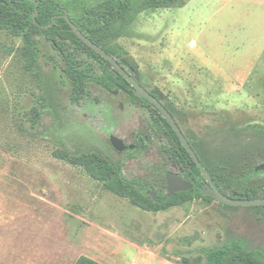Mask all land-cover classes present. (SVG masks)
Returning a JSON list of instances; mask_svg holds the SVG:
<instances>
[{"label": "rangeland", "instance_id": "1", "mask_svg": "<svg viewBox=\"0 0 264 264\" xmlns=\"http://www.w3.org/2000/svg\"><path fill=\"white\" fill-rule=\"evenodd\" d=\"M56 1L81 31L89 11L120 0ZM112 45L115 58L160 96L219 177L240 179L251 161L264 164V0H185L147 10ZM24 46L21 37L0 31V264H75L81 256L102 264H194L202 257L204 264L203 250L232 238L264 249V206L194 199L145 212L56 158L58 151L102 156L156 196L167 192L166 173H179L153 108L93 82L73 102L57 53L46 44V76L33 75L25 70ZM68 47L91 74L110 70ZM112 136L133 150L117 152ZM251 177L248 186L264 198V171ZM92 210L103 213L109 234L87 232L73 216Z\"/></svg>", "mask_w": 264, "mask_h": 264}, {"label": "trees", "instance_id": "2", "mask_svg": "<svg viewBox=\"0 0 264 264\" xmlns=\"http://www.w3.org/2000/svg\"><path fill=\"white\" fill-rule=\"evenodd\" d=\"M184 1L120 0L114 2L116 3L114 5L112 3V5L104 3L101 8L89 11L90 20L85 25V29L84 26L80 25L79 28L89 39L115 58V51L117 49L113 47L112 43L128 30L140 13L151 9L179 7ZM107 11L110 13H107ZM64 16L65 11L61 9L60 4L56 0H0V31L7 30L24 40L23 56L26 58L25 70L27 72L33 75L46 76L47 70L44 69V62L42 63V61L45 59V64L48 63V55L44 48L47 44L65 64L63 73L66 79L69 80L71 86L70 99L73 102L79 101L85 93L86 82H93L109 92H112V90L126 92L133 99L140 100L150 108H154L146 99L136 97L126 79L108 61L96 54L71 31V27ZM68 43L101 60L110 70L105 71L102 76L91 74L88 68L81 67L74 58L73 53L68 47ZM116 60L128 72L125 65L118 59ZM151 94L162 102L160 96L153 92ZM165 106L168 108L167 105ZM168 109L170 110V108ZM153 117L155 123L168 141L169 146L165 149V153L168 154V160L179 170V177L193 185L191 191L177 193L173 196H169L168 192H162L155 199L151 193L146 194L141 191L147 188L144 183L124 178L121 174L119 163L111 162L102 156L94 154L71 156L67 152L58 151L55 153V156L74 166L82 167L93 180L102 183L107 191H110L119 198L128 200L132 206L145 212H164L170 208L184 205L194 199L214 201V199L202 193L203 179H200L203 177L202 173L173 128L160 115L157 109L154 110ZM189 143L199 158L203 169L212 178L219 177L216 170L208 165L197 145L191 141ZM140 145L136 144V148H142V145ZM251 163V167L245 169L243 176H253L256 174L255 163L254 161H251ZM212 180L224 195L235 199H257L255 196L257 190L248 186L250 179ZM162 186H166L167 188L166 175ZM230 190L231 192L228 194ZM224 207L236 208L226 205ZM202 252L204 264H264V249L259 246H252L247 240L242 238H232L218 247L205 249ZM201 261H203L202 257H198L194 264H201ZM75 264L102 263L86 256H81ZM183 264H187L186 261H183Z\"/></svg>", "mask_w": 264, "mask_h": 264}, {"label": "water", "instance_id": "3", "mask_svg": "<svg viewBox=\"0 0 264 264\" xmlns=\"http://www.w3.org/2000/svg\"><path fill=\"white\" fill-rule=\"evenodd\" d=\"M65 19L69 26L71 27V31L77 35V37L87 46H89L96 54H98L100 57L105 59L110 63V65L118 72L120 73L126 81L131 85L133 88L134 95L140 99H146L149 101L152 105L155 106L160 112V114L163 116V118L168 122V124L173 128L179 139L181 140L183 146L187 150V152L191 155L195 163L197 164L198 168L200 169L203 178H204V186L201 189L202 193L214 199V201L230 206V207H262L264 206V198H257V199H251V200H244V199H235L230 196L224 195L215 185L213 180L211 179L208 172H206L202 164L197 157L195 151L191 147L190 143L188 142L187 138L183 134L181 128L177 124L174 117L171 115V113L165 108V106L156 98L154 97L149 91H147L129 72H127L119 63L118 61L109 55L103 48L95 44L91 39H89L86 35L83 34L82 31L78 29V27L71 21L68 14L65 13ZM110 144L117 152H124L126 150L125 142L116 137L112 136L110 137ZM130 149H133L134 146H130ZM264 171V164H261L255 168V172H261ZM166 182H167V190L169 193V196H173L177 193L181 192H188L193 189V185L179 177V175L175 172L169 171L166 174ZM154 198H156L155 191H151Z\"/></svg>", "mask_w": 264, "mask_h": 264}, {"label": "crops", "instance_id": "4", "mask_svg": "<svg viewBox=\"0 0 264 264\" xmlns=\"http://www.w3.org/2000/svg\"><path fill=\"white\" fill-rule=\"evenodd\" d=\"M73 216L76 219H79V220H81V221H83L84 223L87 224V227H86L87 232L94 231V229L97 230L100 233L109 234V232H110L108 230L109 228L105 227L106 224H105V222L103 220L104 219L103 213L98 211V210H92L89 213L87 212V215H85V216H80L78 214H75ZM106 218H108V216H106Z\"/></svg>", "mask_w": 264, "mask_h": 264}, {"label": "flooded vegetation", "instance_id": "5", "mask_svg": "<svg viewBox=\"0 0 264 264\" xmlns=\"http://www.w3.org/2000/svg\"><path fill=\"white\" fill-rule=\"evenodd\" d=\"M133 89V88H132ZM134 93V92H133ZM161 102V101H160ZM162 103V102H161ZM163 104V103H162ZM164 105V104H163ZM154 106V105H153ZM165 106V105H164ZM165 108L171 113V115L174 117V115H173V113H172V111H170L166 106H165ZM154 110L155 109H157V108H155V106H154V108H153ZM158 110V109H157ZM159 111V110H158ZM160 113V112H159ZM161 115V114H160ZM162 116V115H161ZM163 117V116H162ZM175 119V118H174ZM176 120V119H175ZM178 124V123H177ZM126 145V144H125ZM130 146H133V145H130ZM130 146H128V145H126V150L125 151H131V150H133V149H130L129 147ZM124 151V152H125ZM168 173V172H167ZM166 173V174H167ZM257 173V172H256ZM203 176V175H202ZM211 177V176H210ZM182 179V178H181ZM200 179H203V186H204V178L202 177V178H200ZM211 179H222L221 177H215V178H212L211 177ZM240 179H253V177H251V176H244V177H240ZM203 186H202V188H203ZM201 188V189H202ZM167 192H168V190H167ZM169 194V193H168ZM151 195H152V193H151ZM153 196V195H152ZM156 198H157V196H156ZM155 198V199H156Z\"/></svg>", "mask_w": 264, "mask_h": 264}]
</instances>
